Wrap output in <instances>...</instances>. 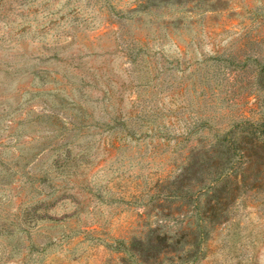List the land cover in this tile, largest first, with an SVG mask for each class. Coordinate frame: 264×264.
Here are the masks:
<instances>
[{
  "label": "rangeland",
  "instance_id": "obj_1",
  "mask_svg": "<svg viewBox=\"0 0 264 264\" xmlns=\"http://www.w3.org/2000/svg\"><path fill=\"white\" fill-rule=\"evenodd\" d=\"M262 67L264 0H0V264H264V185L185 238Z\"/></svg>",
  "mask_w": 264,
  "mask_h": 264
},
{
  "label": "trees",
  "instance_id": "obj_2",
  "mask_svg": "<svg viewBox=\"0 0 264 264\" xmlns=\"http://www.w3.org/2000/svg\"><path fill=\"white\" fill-rule=\"evenodd\" d=\"M255 75L258 80L256 90H263L256 102L260 108V118L255 121L240 120L232 124L228 132L214 136L211 142L193 147L195 155L200 154L199 166L214 170L208 182L199 187L200 193L208 198L207 206L198 214L200 222L196 229L186 230L185 238L193 233L197 239L202 238L211 224H217L223 219L229 200L245 189L255 190L264 185V67ZM137 244L147 245V250L154 247L149 243L143 245L140 241ZM163 253L172 251L169 249ZM194 254L190 248H186L177 257L180 264H188V259Z\"/></svg>",
  "mask_w": 264,
  "mask_h": 264
}]
</instances>
